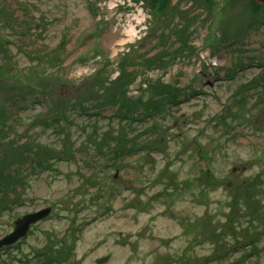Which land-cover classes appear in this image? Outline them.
<instances>
[{"label":"rangeland","instance_id":"obj_1","mask_svg":"<svg viewBox=\"0 0 264 264\" xmlns=\"http://www.w3.org/2000/svg\"><path fill=\"white\" fill-rule=\"evenodd\" d=\"M99 2L0 0V237L51 207L0 264H264V5Z\"/></svg>","mask_w":264,"mask_h":264},{"label":"built area","instance_id":"obj_2","mask_svg":"<svg viewBox=\"0 0 264 264\" xmlns=\"http://www.w3.org/2000/svg\"><path fill=\"white\" fill-rule=\"evenodd\" d=\"M99 4L103 9L96 14L97 20H116L114 30L120 33L119 50H127L124 47L126 42L139 40L146 35L148 23L147 16L140 6L142 2L135 4L132 0H100ZM123 16L125 21L120 23Z\"/></svg>","mask_w":264,"mask_h":264},{"label":"water","instance_id":"obj_3","mask_svg":"<svg viewBox=\"0 0 264 264\" xmlns=\"http://www.w3.org/2000/svg\"><path fill=\"white\" fill-rule=\"evenodd\" d=\"M260 2L264 0H258ZM51 211L50 206H46L43 208L36 209L34 211H29L24 213L23 215L17 217L14 220L13 229L0 237V248L3 246H7L10 244H14L24 236H26L28 229L32 224L39 222L41 219L46 217ZM107 257L97 258L96 261L98 263L103 262Z\"/></svg>","mask_w":264,"mask_h":264},{"label":"trees","instance_id":"obj_4","mask_svg":"<svg viewBox=\"0 0 264 264\" xmlns=\"http://www.w3.org/2000/svg\"><path fill=\"white\" fill-rule=\"evenodd\" d=\"M58 59H59V57H58ZM46 72L48 73V71H46V70L38 71V69H37L35 72L29 74L28 76L26 74L25 75L27 76V79L30 80L35 75H38V76L39 75H45ZM27 79H25V80H27ZM11 97H13L14 100H15V98H20L21 96L13 94V95H11ZM17 100H20V99H17ZM76 102H77L76 101V97L75 96H70L69 99L64 103L63 109L54 108V111H52V113H51V120L55 124L60 123V122H64V121H70L71 118L69 116V111H70L71 108H72L71 110H76V111H81V112H86V110L89 109L88 106L85 105V104H80L79 105L78 104L79 102H77L78 105L76 107H72V105L75 104ZM99 107H101V106H99ZM2 109H3V106H2V108H0V110H2ZM5 110L7 112L6 108H5ZM99 110H101V109H99ZM99 110H98V112H99ZM120 110L121 109L119 107H117L116 112H119ZM126 118H127L126 115H123V119H126ZM60 129H61V131H63L64 127L62 126ZM112 134H114V133H112ZM116 145L117 144H113L110 147L114 148ZM125 149L127 151H132V148L130 146H126L125 148H123L122 154H125V152H126ZM111 158H113V155L111 156Z\"/></svg>","mask_w":264,"mask_h":264},{"label":"flooded vegetation","instance_id":"obj_5","mask_svg":"<svg viewBox=\"0 0 264 264\" xmlns=\"http://www.w3.org/2000/svg\"><path fill=\"white\" fill-rule=\"evenodd\" d=\"M252 2H253V4L255 3V5H258V6H261V5H264V1H262V2H260V1H258V0H251ZM13 227H14V225H13ZM10 245H12V244H10Z\"/></svg>","mask_w":264,"mask_h":264}]
</instances>
